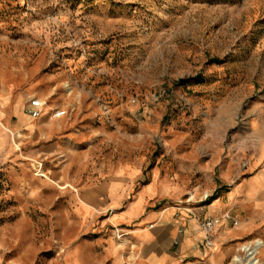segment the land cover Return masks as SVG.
<instances>
[{"label": "rangeland", "instance_id": "rangeland-1", "mask_svg": "<svg viewBox=\"0 0 264 264\" xmlns=\"http://www.w3.org/2000/svg\"><path fill=\"white\" fill-rule=\"evenodd\" d=\"M261 200L264 0H0V264H146L131 230L184 204L262 264Z\"/></svg>", "mask_w": 264, "mask_h": 264}, {"label": "crops", "instance_id": "crops-1", "mask_svg": "<svg viewBox=\"0 0 264 264\" xmlns=\"http://www.w3.org/2000/svg\"><path fill=\"white\" fill-rule=\"evenodd\" d=\"M106 194L107 210H112L111 205L116 206L119 202L115 186L109 184ZM232 199L233 197L230 198V201ZM249 200L251 203V200L256 199L246 195L243 201L248 203ZM103 203L104 200L100 202V204ZM262 203L264 200H261L260 204L262 205ZM140 207L141 200L137 199L125 210L120 211L122 214H118L117 218L120 219L123 213L127 214V212L136 209L126 218V220H131ZM218 207V203L214 205V208ZM258 209L260 208L255 207V210ZM113 215L115 213L111 215V218ZM205 215L202 207H190L188 204L167 205L160 210L149 212L144 218L143 224L131 230L135 243L144 252L146 264H224L231 255L233 256V245L230 240L241 229L230 228L227 221H223L214 229L212 247L207 248L203 244V233L198 227V220ZM149 222L150 226L145 228Z\"/></svg>", "mask_w": 264, "mask_h": 264}, {"label": "built area", "instance_id": "built-area-1", "mask_svg": "<svg viewBox=\"0 0 264 264\" xmlns=\"http://www.w3.org/2000/svg\"><path fill=\"white\" fill-rule=\"evenodd\" d=\"M42 108V104L37 99H32L28 103L27 112L31 117H38ZM63 111L55 112L54 116L59 117L63 114ZM230 216L228 213H224L221 216L205 215L198 220V227L203 233V244L205 247L210 248L213 245L214 229L219 226L223 221H228ZM181 232V230H179ZM177 243V241H175Z\"/></svg>", "mask_w": 264, "mask_h": 264}, {"label": "bare ground", "instance_id": "bare-ground-1", "mask_svg": "<svg viewBox=\"0 0 264 264\" xmlns=\"http://www.w3.org/2000/svg\"><path fill=\"white\" fill-rule=\"evenodd\" d=\"M263 242L260 240H255L251 245H246L242 248V250L246 253V256L249 260V264H255L259 261L258 259V251L262 247ZM233 262L230 264H233L234 262H239V256H234L233 257ZM264 264V261L262 262Z\"/></svg>", "mask_w": 264, "mask_h": 264}, {"label": "trees", "instance_id": "trees-1", "mask_svg": "<svg viewBox=\"0 0 264 264\" xmlns=\"http://www.w3.org/2000/svg\"><path fill=\"white\" fill-rule=\"evenodd\" d=\"M217 196L218 195L213 196L210 201L214 200ZM210 201L208 203H210Z\"/></svg>", "mask_w": 264, "mask_h": 264}]
</instances>
